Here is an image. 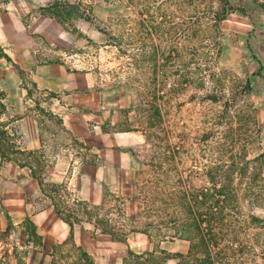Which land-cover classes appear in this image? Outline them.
Instances as JSON below:
<instances>
[{"label": "rangeland", "instance_id": "obj_1", "mask_svg": "<svg viewBox=\"0 0 264 264\" xmlns=\"http://www.w3.org/2000/svg\"><path fill=\"white\" fill-rule=\"evenodd\" d=\"M220 1L61 0L47 7L68 32L72 74H90L91 89L97 84L101 103L116 111L119 127L112 129L140 128L147 137L133 147L135 175H109L102 205L69 210L73 223L81 220L74 241L54 245L48 255L27 218L24 231L1 233L0 264H86L78 262L80 252L91 264H123L129 251L150 264H187L181 254L197 234L194 222L207 232L223 184L219 223L215 218L211 227L213 254L225 252L216 264H264V0H230L235 12L215 23ZM30 82L27 104L34 102L45 139L59 132L48 109L58 98L33 92ZM153 88L160 118L147 128L142 121ZM124 116L140 127L121 126ZM49 147L40 148L38 162ZM169 148L174 158L165 162ZM260 156L258 165L250 163ZM49 189L57 204L59 195L67 201L63 189ZM235 251L242 255L233 257Z\"/></svg>", "mask_w": 264, "mask_h": 264}, {"label": "crops", "instance_id": "obj_2", "mask_svg": "<svg viewBox=\"0 0 264 264\" xmlns=\"http://www.w3.org/2000/svg\"><path fill=\"white\" fill-rule=\"evenodd\" d=\"M60 1L0 0V103L6 117L0 120V236L11 228L24 231L28 218L48 255L54 245L72 237L74 241V227L81 223L69 219L71 229L57 208L65 212L81 204L102 205L104 192L112 186L109 175L130 179L133 147L143 137L137 128L112 129L119 127L117 113L101 103L97 84L91 89L90 74H72L67 66L68 32L49 17L47 8ZM27 79L33 92L58 98L48 109L59 132L50 130L45 139L34 102L27 104ZM123 118L121 126H138ZM44 144L51 150L38 162ZM50 187L63 189L67 201L59 195L62 203L57 204L56 196L48 195Z\"/></svg>", "mask_w": 264, "mask_h": 264}, {"label": "trees", "instance_id": "obj_3", "mask_svg": "<svg viewBox=\"0 0 264 264\" xmlns=\"http://www.w3.org/2000/svg\"><path fill=\"white\" fill-rule=\"evenodd\" d=\"M219 7L221 8L220 11H216V14H214V21L215 23H217L218 21H221L223 20L224 18H226L230 13H233L235 12V9L233 8V6L230 5V0H221L219 2ZM264 8V6H261ZM54 8V6H53ZM52 8V9H53ZM239 12H242L241 10H238ZM185 81V80H184ZM183 81V82H184ZM158 88H153L151 90V101L150 102H147L145 104V106H147V110H144V113L145 115L147 116L148 115V120L147 121H142V123L147 127V128H152L153 126H155V123H157V118H160V108L159 106L157 105V101H156V93L158 92L157 91ZM137 124H138V128L140 127L139 126V122L136 121ZM147 122V123H146ZM139 131L140 128H139ZM148 130H145L143 133L142 131V134H146ZM146 136V135H145ZM147 137V136H146ZM172 153V150H170V148L167 150V152L164 154V158H165V162H168L169 159L171 160L172 158H174L173 154ZM134 155L136 156V152L134 153ZM261 160V156L260 157H257L255 158V160H253L252 162L250 163H255L256 165H258V162H260ZM211 181L213 183V185L215 186L216 185V182L214 179L211 178ZM225 181V180H224ZM136 187V186H135ZM216 188V186H215ZM226 186L223 184V186L221 185V187L219 188L218 191H216V196L219 198L221 197L222 195H225V192H226ZM155 192V195H160V192L159 191H154ZM206 194L204 193L203 195L199 196V197H205ZM152 197L154 198V196H151V205H152ZM218 198H216L215 202H213V204L211 205V209H213V214L215 216H213L212 218V221L208 223V230L207 232L205 233L203 228L201 227L202 225V221L200 222H194V230L197 231V234H194V236H189L188 238V241H189V247H188V250L181 254V257L182 259H184V257L186 258L187 257V264H216V260L214 258H217L218 259V256L220 258V254L221 253H225V252H220V253H217V254H213L212 252V249L211 247L214 246V244H216L215 240H216V235L215 234H212V224L213 221L215 220L216 218V215L221 211L219 209H222V206H219L220 204L223 203L222 200H219ZM197 203H203L202 200L199 201V200H196ZM196 204V203H195ZM59 209V210H58ZM61 208H57V212H59V214H63V216L65 215L66 217V220L71 229H72V225L71 223L69 222V218L70 216L67 215V213L69 211H65ZM152 210L153 211H156L158 210L157 208H154L152 207ZM161 213V210L159 209V211H157V216H159V214ZM160 219H161V216H159ZM216 220L218 221L219 219L216 218ZM160 223V222H158ZM216 223V221H215ZM219 223V221L217 222ZM206 228V227H205ZM187 229V228H186ZM209 231V232H208ZM117 241H121V242H124L125 239L124 238H119L117 239ZM80 252V251H79ZM242 253H240V251H235V253H233V257H238V256H241ZM82 258H85L87 259L86 260V264H91L89 261H88V256L85 254V253H82L80 252V255L79 257L77 258L78 262H80V260ZM80 264V263H79ZM123 264H150V259L149 260H144L143 257L141 255H136L134 254L132 251H129L128 252V256L124 259L123 261ZM217 264H221L220 262Z\"/></svg>", "mask_w": 264, "mask_h": 264}]
</instances>
